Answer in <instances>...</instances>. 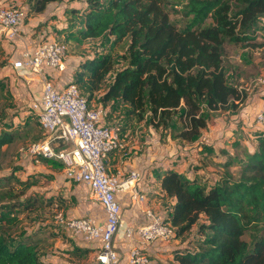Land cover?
<instances>
[{
	"label": "trees",
	"instance_id": "1",
	"mask_svg": "<svg viewBox=\"0 0 264 264\" xmlns=\"http://www.w3.org/2000/svg\"><path fill=\"white\" fill-rule=\"evenodd\" d=\"M55 1L61 0H34L32 11ZM68 1L85 3L81 29L60 42L103 43V53L85 59L73 76L88 101L125 104L124 115L137 121L146 115L171 139L190 143L207 130L210 114L235 111L246 98L228 80L224 47H247L255 40V30L264 27V0ZM123 42L124 51L115 57L112 51ZM5 134L0 148L11 141ZM222 154L223 173L211 186L174 171L160 178L161 190L173 200L163 221L174 228V238L188 237L196 226L197 238L188 242L193 248L174 256L178 264H264V130L241 159ZM233 164L235 173L229 169ZM14 182L20 191H14ZM26 188L12 173L0 175V264H41L35 242L11 235L20 215L42 206L34 198L21 199Z\"/></svg>",
	"mask_w": 264,
	"mask_h": 264
},
{
	"label": "crops",
	"instance_id": "2",
	"mask_svg": "<svg viewBox=\"0 0 264 264\" xmlns=\"http://www.w3.org/2000/svg\"><path fill=\"white\" fill-rule=\"evenodd\" d=\"M0 4L17 8L21 13L17 25V37L8 39L0 33V99L4 101L0 105V120L4 121L0 126H6L3 127L2 132L0 130V135L7 133L11 137V141L0 148V152L5 146L15 142L14 134L23 136V139L27 140L26 145L50 141L51 147L61 149L62 142L42 131L37 124L42 78L50 80L55 91L61 92L68 84L73 83L74 73L85 59L95 56L97 51H100L99 55L103 53L102 42L88 40L81 45L67 44V51L60 68H51L42 64L38 72L33 71L28 65L14 69L12 65L23 61L24 54L31 55L41 44L61 41L69 31L80 30V18L85 3L68 0L49 2L40 12L32 11L34 0H0ZM90 44H96L97 47L87 49ZM103 90L104 87L100 93ZM258 92L245 100L244 108L238 114L241 123L249 119L254 122L255 116L261 112L264 87ZM89 102L90 105L102 107L105 111L99 126L118 123L121 127L120 138L123 149L108 156L105 162L107 173L115 176L117 181H121L130 172L139 174V178L134 181V191L142 196L141 202L132 200L128 191L114 194V200L120 210L119 228L112 239V246L117 255L116 264H128L129 252L134 247L139 248L147 256V264H178L174 256L193 248L188 242L191 238H197L196 226L191 228L188 237L174 238L171 241L155 239L148 243H142L135 234L131 238L126 237L125 231L131 229L135 232L139 227L148 224L152 218L146 215L147 210L159 220L163 221L167 218L173 200L160 188V178L164 172L174 171L187 179H198L211 186L216 182L218 175L223 173L226 156H218L219 159L223 157L222 160L212 163L211 168L216 173L205 172L206 176H202L204 170L209 167H204L200 157L196 158L193 145L187 146L188 143L171 139L166 131L156 129L147 122L146 115L141 121H137L134 116L124 115L127 109L125 104L101 105L93 100ZM239 108L241 106L237 110ZM254 129L246 135L252 137V140L250 142L244 140L241 150H254L257 138L264 127L254 124ZM207 131L210 132L207 137H211L218 132V128H210L208 123V128L203 133ZM218 135H215L218 140L214 143L221 144L219 138L226 134ZM232 145L236 148L239 146L236 141ZM206 149L212 151L215 146L210 141L205 145L204 153ZM228 155L242 158V152L239 156L232 153ZM19 158L20 161L15 164L18 173L10 170L0 175L12 173L17 180L27 183L21 199L34 198L38 203L44 201L41 206L44 208L39 210L40 213H44L43 217L33 222L30 228H22L24 234L21 238L37 244L41 264H99L95 258L101 248L100 239L86 240L84 235L73 234L54 218L56 213H60L65 220L89 219L93 225L103 227L106 223L105 212L99 203L91 200L89 186L84 182H76L68 178L57 161L35 157L27 151L19 154ZM201 160L204 161L203 158ZM229 169L235 173L237 167L233 164ZM39 212L37 213L40 214ZM19 218L21 219L22 216Z\"/></svg>",
	"mask_w": 264,
	"mask_h": 264
},
{
	"label": "built area",
	"instance_id": "3",
	"mask_svg": "<svg viewBox=\"0 0 264 264\" xmlns=\"http://www.w3.org/2000/svg\"><path fill=\"white\" fill-rule=\"evenodd\" d=\"M17 8L0 4V33L8 39L17 37V25L20 20ZM264 25V19H260ZM67 47L60 41L41 44L31 54H24L23 61L12 65L20 69L30 66L38 72L44 64L51 68H60ZM264 86V78L254 81ZM105 115L102 107L92 106L78 91L75 84H68L61 92H56L50 80L42 78V94L40 110L36 116L39 128L62 142L61 149L51 147L50 141L32 143L27 152L35 157L54 160L61 164L68 178L76 182H84L90 188V198L99 203L105 212L106 223L97 227L89 219L65 220L56 213L55 220L73 234H82L86 240L99 238L101 248L96 254L99 264H116L117 255L112 246V239L120 224V210L114 200L116 192H130L131 199L141 202L142 196L134 191V181L139 178L137 172H130L121 181L106 171L105 162L112 153L123 149L120 138L121 127L118 123L99 126L101 117ZM257 125H264V101L261 112L255 116ZM152 220L139 227L135 232L126 229L125 235L131 238L137 235L142 243L155 239L171 241L174 239V228L169 222L159 220L150 211H145ZM147 256L137 247L130 250L128 264H147Z\"/></svg>",
	"mask_w": 264,
	"mask_h": 264
},
{
	"label": "rangeland",
	"instance_id": "4",
	"mask_svg": "<svg viewBox=\"0 0 264 264\" xmlns=\"http://www.w3.org/2000/svg\"><path fill=\"white\" fill-rule=\"evenodd\" d=\"M170 19L172 21H175L179 27L182 25V22L181 20H179L178 16L171 14ZM254 33L256 38L254 41L250 42L248 44L249 46L247 47H243L241 45H226L224 47L222 65L224 67L228 80L232 84L236 85L240 90H242L245 93L246 98L240 104L241 108H239V110H228L210 114L208 120L209 127L213 129L218 128L219 133L226 134L225 136L219 138V142L221 144L214 143L216 142V140H218V138L215 137V135L219 136L218 132L215 133V135L213 134L211 137H207V134L210 133L207 131L205 133H202L195 141L190 142L188 143L189 145H187H193L196 151V158L199 159L200 157V162L204 164V167L208 166L210 168L204 170V174L202 176H206V173H213L214 170H212L211 168L213 167L212 163L216 160H222L223 157L221 159L218 158V156L223 155L222 151H225L226 153H232V155L235 156H239L242 152V142L244 140L248 142L252 140V137L249 138L246 135H248L250 131L255 130V118L254 122L253 120L249 119L247 121L244 120V123H241L242 120L238 118V114L239 111L244 108L245 100L248 99L250 95L259 93L258 91L262 87L256 85L254 81L259 78H264V48L260 46L261 44H263L264 40V27L257 28ZM95 45L96 44H90L87 49L97 47ZM101 46L103 47V43ZM125 46L126 42H123L121 44H118L114 48L112 53L117 55L115 57H118L120 54H122ZM1 100L2 99H0V105L4 103V101ZM1 122L4 121L0 120V123ZM3 127L0 126L1 132L3 131ZM166 134H169V131H166ZM163 135L164 133H162V136ZM13 137L16 138L15 142L5 146L0 152V173H8V171L10 170L18 173V171H16V169L18 168L17 166H15V164H18V162L20 161L19 154L23 153V151H27V148L30 145H26L27 140H24L23 136H17L14 134ZM210 141L215 146V149H212V151H208L206 149V152L204 153L205 145ZM235 141L239 145L238 148L232 145L233 143H235ZM201 154H203V156H201ZM201 158H203L204 161H202ZM216 170L218 172L217 168ZM214 173H216V171H214ZM14 185V191H20V187L16 185L15 182ZM43 202L42 204H44ZM40 208L41 209H38V211L36 212L29 211L20 215L22 216L21 223L17 226V228L14 230V233H12L11 235L15 236L16 238H21L24 234L22 228H30L33 222L43 217L44 213H40L39 210L41 211L44 207L40 206ZM37 212H39L40 214H38ZM262 233L264 235V232ZM243 239L249 243L252 239V236L246 233L243 236Z\"/></svg>",
	"mask_w": 264,
	"mask_h": 264
}]
</instances>
